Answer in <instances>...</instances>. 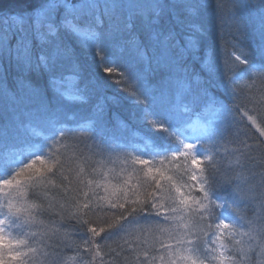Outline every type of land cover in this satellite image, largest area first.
<instances>
[{
  "label": "snow or ice",
  "instance_id": "obj_1",
  "mask_svg": "<svg viewBox=\"0 0 264 264\" xmlns=\"http://www.w3.org/2000/svg\"><path fill=\"white\" fill-rule=\"evenodd\" d=\"M225 6L217 0L215 10ZM208 7V0H42L30 16L13 14L15 31L0 30V264L34 256L63 264L62 248L100 264H133L128 256L135 264H264V0L235 4L258 17V59L241 48L218 64L213 53L199 61L202 76L189 59L198 55L196 17ZM178 8L192 13L183 39L171 23ZM84 56L95 73L86 75ZM254 77L259 90L238 89ZM106 87L118 92L105 95ZM123 98L166 135L149 152L108 139L97 149L122 153L133 174L140 166V181L111 191L103 179L74 184L66 154L85 158L76 134L102 138L110 102ZM100 213L116 217L107 231L85 219ZM41 217L67 223L49 227ZM68 224L73 231L61 239ZM145 234L155 246L140 239ZM123 235L139 242L108 249Z\"/></svg>",
  "mask_w": 264,
  "mask_h": 264
},
{
  "label": "trees",
  "instance_id": "obj_2",
  "mask_svg": "<svg viewBox=\"0 0 264 264\" xmlns=\"http://www.w3.org/2000/svg\"><path fill=\"white\" fill-rule=\"evenodd\" d=\"M35 0H0V30L10 29L15 31L18 27L15 20L12 19L13 14H30L33 11L32 4ZM211 7L204 8L200 11L199 15L196 17L200 25L199 33V46L197 48V58L193 62L189 59V62L194 64L197 71L201 73L202 76L207 75V69L201 68L199 61L202 58H208L211 60L212 54H215L217 63L223 62V53L225 51L236 50V54L239 55V49L243 48L247 50L255 59L256 49L261 43L259 36V20L256 13L235 7L238 0H224L225 8L222 12H217L215 10V4L217 0H208ZM231 9V10H229ZM30 16V15H29ZM192 17V13L187 8H178L174 10L171 18V23H173L179 33L181 39L187 35L186 24L188 18ZM31 21H25V27L31 30ZM84 62L86 75L89 73H95V67L92 64L91 58L89 56H84L82 58ZM4 67H7L6 65ZM8 87L9 89L15 91L17 90V72L14 67L8 68ZM255 80V77L253 78ZM240 80L237 82V87L239 90L247 92L249 89L255 88L259 90L262 86L259 80ZM72 85H69L71 87ZM118 92L115 87H106L104 90L105 95H111ZM101 102L103 98H101ZM110 112L108 117V122L103 134V137H97L96 139H91L90 131H81L77 133L79 140V147L81 151L84 152V159L78 158L79 154L73 155L72 152H68L66 163L70 165L71 178L75 184L77 180H88L95 179L101 181L102 179L107 182L110 191L114 188H121L123 186V181L129 179L133 184L140 181L142 173L140 172V166H135V174L132 172V165L129 163L125 165L123 163V154L108 153L104 152L100 154L97 146L103 145L106 139L112 140L113 142H120L124 144L134 145L140 152H149L154 147H156V138L160 135H166L161 132L156 127V121L150 122V127L146 126L140 121L137 116L139 110L135 108L128 98L119 99L115 102H110ZM81 114L87 115V109H80ZM81 123L87 125L90 129L94 125L90 121H81ZM37 132H40L38 122L33 124ZM63 151V149H61ZM131 150V149H129ZM146 158V157H144ZM83 169L81 172L80 170ZM79 173V175H77ZM163 182V181H162ZM103 194V193H102ZM56 192L53 190L49 192V196H55ZM44 223L49 227H61L59 217H53L56 222L54 224H49L47 218L41 217ZM85 219H88L93 226L105 227L107 231V224L114 223L116 217L109 214L100 213L97 215L89 214ZM71 223H75L72 221ZM73 229L71 224L67 227H62L60 232V238H67ZM106 233H101L100 237H96L97 242H100L101 238ZM16 233H11L9 239H15ZM140 239H146L148 242V248L155 246V240L151 235L140 236ZM78 242V241H77ZM137 235H123L122 237H116L107 242L108 249H115L120 251L121 247L128 249L131 245L135 247L138 243ZM2 245V242H0ZM2 250V249H0ZM107 249H102L101 256L104 255V251ZM144 249H137V251H142ZM63 264H82L83 261H87L88 264H100V257H96L95 260L92 259V255H84L83 250L81 254L78 255L75 251L61 249L60 253ZM109 259L108 257H104ZM128 259L133 261L135 264L134 256H128ZM143 260V257H141ZM43 257L34 256L30 259L29 264H42Z\"/></svg>",
  "mask_w": 264,
  "mask_h": 264
},
{
  "label": "rangeland",
  "instance_id": "obj_3",
  "mask_svg": "<svg viewBox=\"0 0 264 264\" xmlns=\"http://www.w3.org/2000/svg\"><path fill=\"white\" fill-rule=\"evenodd\" d=\"M42 0H35L32 4L33 9H37L39 8L40 4H41ZM33 11L30 12V14H26V16L32 15Z\"/></svg>",
  "mask_w": 264,
  "mask_h": 264
}]
</instances>
